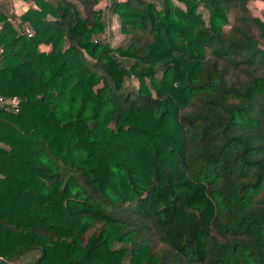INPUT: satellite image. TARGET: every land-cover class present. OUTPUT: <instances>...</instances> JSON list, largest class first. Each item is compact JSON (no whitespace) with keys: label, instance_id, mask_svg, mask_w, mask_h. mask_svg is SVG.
<instances>
[{"label":"trees","instance_id":"trees-1","mask_svg":"<svg viewBox=\"0 0 264 264\" xmlns=\"http://www.w3.org/2000/svg\"><path fill=\"white\" fill-rule=\"evenodd\" d=\"M14 1L0 264H264V0Z\"/></svg>","mask_w":264,"mask_h":264},{"label":"crops","instance_id":"crops-1","mask_svg":"<svg viewBox=\"0 0 264 264\" xmlns=\"http://www.w3.org/2000/svg\"><path fill=\"white\" fill-rule=\"evenodd\" d=\"M117 1L122 2L123 0ZM31 6L33 7L34 5H32L31 3L21 4L20 2H16L14 0H0V8H3L0 9V11L6 16H15L16 19H20V16L24 13H30ZM108 6L109 0H98L96 8L101 12V20L104 24V28L106 27L108 28V30H110L108 26L111 23L114 14L110 13V11L108 10ZM30 14H36V12H31ZM106 21L108 22L107 26ZM103 38H106V36L103 35Z\"/></svg>","mask_w":264,"mask_h":264},{"label":"rangeland","instance_id":"rangeland-1","mask_svg":"<svg viewBox=\"0 0 264 264\" xmlns=\"http://www.w3.org/2000/svg\"><path fill=\"white\" fill-rule=\"evenodd\" d=\"M0 9H3V8H0ZM0 13H2V12L0 11ZM9 16H7V18L11 22L12 26L14 27V29L16 30V28L18 26L17 19H16L15 16H11V15H9ZM107 24H108V22L106 21V26H107ZM16 32H17V30H16ZM17 34H18V32H17ZM98 34H99V36L105 35L106 36L105 40L107 42H109L111 46H116V44L118 42H121L122 39L124 38L123 35H120L118 33V30L116 32H113V31L108 30V28H106V27L103 28ZM37 49L40 52H48L50 50V46L46 45V44H43V43H39L37 45ZM132 86L133 87L136 86L135 79L133 77H131L129 79H126L125 82H124L125 89L130 88ZM32 256H35V253L34 252H29L25 256H22L21 258L17 259L16 261L10 262L9 264H27L29 261L31 262Z\"/></svg>","mask_w":264,"mask_h":264},{"label":"built area","instance_id":"built-area-1","mask_svg":"<svg viewBox=\"0 0 264 264\" xmlns=\"http://www.w3.org/2000/svg\"><path fill=\"white\" fill-rule=\"evenodd\" d=\"M33 7L35 8V6H33ZM17 23H18V26H17L16 30H17L18 34L23 35L27 38L34 36L35 33L32 30L29 23L23 22L19 18H17ZM109 29H110V31H113V32H116L118 30V33L121 35V33L119 31L120 28H119V23H118V19H117L116 15H113L111 23L109 24ZM100 37L103 38V35H101ZM4 105H9V106L13 107L14 110H16L15 109V107H16L15 97L5 99L0 95V106H4Z\"/></svg>","mask_w":264,"mask_h":264},{"label":"water","instance_id":"water-1","mask_svg":"<svg viewBox=\"0 0 264 264\" xmlns=\"http://www.w3.org/2000/svg\"><path fill=\"white\" fill-rule=\"evenodd\" d=\"M110 56H111L112 58H116V55H115V53H113V52L110 53ZM117 65L120 66V65H121V62H120V61H117ZM93 125H94V123L91 122V123H90V126H93Z\"/></svg>","mask_w":264,"mask_h":264}]
</instances>
